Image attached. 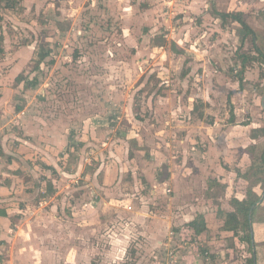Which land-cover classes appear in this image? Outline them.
<instances>
[{"label":"rangeland","instance_id":"obj_1","mask_svg":"<svg viewBox=\"0 0 264 264\" xmlns=\"http://www.w3.org/2000/svg\"><path fill=\"white\" fill-rule=\"evenodd\" d=\"M189 1L48 0L49 9L34 5L29 11L22 0L10 6L0 4V96L6 93L8 105L19 106L21 116H14L25 121L19 131L29 149L30 165L35 170L38 167L37 178L30 179L33 187H26L24 196L40 186L51 192L57 179L74 187V172L81 165L84 173L79 181L83 183L103 184L120 172L122 182L131 183L138 177L146 185L144 193L151 197L153 184H166L157 198L145 199L144 214L160 213L163 217L175 215L181 208L178 205L209 199V179L228 172L222 165L232 169L240 160L241 165L248 163L247 169L259 162L263 140L253 151L247 138L240 141L235 155H220L215 150L206 158L198 136L205 133L215 141L218 131L232 123L233 110L240 123L250 117L249 121L264 124V63L255 67H259L257 71L251 70L243 88L237 57L234 59L235 53L264 47V23L255 24L256 41L248 35L241 43L239 25L228 19L222 21L220 31L214 27L208 30L202 12L185 9ZM262 8L264 3L249 5L255 15H264ZM26 48L33 49L32 57L20 64L16 54ZM45 51L49 55L43 56ZM194 104L203 117L191 111ZM92 118L101 121L82 143L80 132ZM110 128L113 131L107 133ZM258 133L262 132L257 129L252 135ZM51 153L53 157H48ZM246 153L249 160H242ZM51 159L56 168L48 165L54 164ZM3 161L8 163V156ZM33 161H41L40 166ZM43 165L51 169L43 171ZM68 169L71 173H62ZM231 172L230 185H235L228 189L234 193L237 185L245 188L247 181L238 178L235 170ZM38 195L43 197L42 189ZM218 198L225 211L233 210L227 196ZM111 204L109 214L116 208H112L116 203ZM205 207L211 206L207 202ZM256 216L264 218V207H259ZM219 218L224 220V214ZM122 220L130 222L129 218ZM183 224H173L160 242L145 233L140 238L138 230H133L137 235L133 233L127 254L111 264H164L167 260L171 264H250L247 243L230 250L227 257L216 238L208 239L210 245L202 239H186L178 231ZM135 236L137 244L133 243ZM256 250L257 264H264V243Z\"/></svg>","mask_w":264,"mask_h":264},{"label":"crops","instance_id":"obj_2","mask_svg":"<svg viewBox=\"0 0 264 264\" xmlns=\"http://www.w3.org/2000/svg\"><path fill=\"white\" fill-rule=\"evenodd\" d=\"M22 1L28 11L30 8L31 10L34 9V5H36V8L40 6L42 9L48 2V0ZM60 1L64 2L65 0ZM189 2L190 3L185 9L190 11V13L202 12L205 17L203 25L208 30L214 27L220 31L223 23L222 21L224 20L221 19L219 12L243 10L247 14L248 23L255 31L256 41V37H258L256 29H258V26L255 24L257 22L264 23L263 14L256 12L257 15H255L253 13L254 11L250 12L249 10V5H255L257 2L261 5L264 3V0H246L243 3L241 0H190ZM125 4L126 6L129 4L131 6V3ZM241 5L243 7H240ZM125 8L127 9V7ZM44 9H49V6H46ZM209 18H211V20H209ZM230 20L240 26L237 21ZM245 40H247V37ZM241 43L243 42L241 41ZM260 48L264 50L263 46ZM32 50L33 49L26 48L24 52H18L16 56L20 55L17 56L19 63L20 60L22 62H27L28 59H31L33 53H30V51L33 52ZM222 56L225 57L226 55ZM222 56H220V58H224ZM234 59H236V55ZM230 60H233V58H230ZM258 65H260V63L255 62L246 68L244 72L246 78L244 77V81L250 79L251 70L255 71V67ZM258 69L259 67H257V70ZM4 98H8L6 93L0 96V134L3 135V138H0V264H111L127 254L133 239L132 237L136 234L133 230H138L140 238L143 236V233H145L151 238L157 237V241L160 242V237L164 236L167 233V229H170L173 224L189 222L200 214H208L211 223H213L212 225L222 221L219 218L220 209L225 210L222 202H220L222 199L220 198L219 202H215L212 197L207 195V198H209L207 200L202 197V200L199 199L196 202L184 203L182 206L178 205V207L181 208L175 210V215L167 214L163 215V217L160 213H146L145 215L144 212L147 211L146 207L148 202L145 199L148 197L149 200L157 198L160 191L167 186L166 184H153V193H155L151 197L144 193V186L146 185L141 183L138 177L131 183L122 182L121 178L118 177L120 172H116L115 176L112 175L109 181L103 184L95 181L83 183V181H79L82 177L80 173H84V169L81 165H79L74 172L76 174V177L74 176L72 180L74 187L68 188L67 185H62L61 181L57 179L52 186V191L47 192L44 197H38V191L46 188L42 186L39 188L37 187L36 190L34 189L32 194L27 192L29 194L24 196L22 191H24L26 187H33L30 179L37 178L38 167L35 170V167L30 165L32 159L28 158L29 149L25 148L26 142L19 131L21 123L24 124L25 121L20 122L18 117L14 116V113L17 114V116H21L22 112L17 110V107L14 109L11 104L8 105ZM193 106L191 111L195 112L197 117H203L204 114L200 116L198 111L193 109ZM2 109L4 112L1 111ZM11 111L13 112V116L7 119V115L11 113ZM232 112L236 119V117H238L237 112L234 110ZM249 119L251 118L249 117L245 119L248 121L241 123L238 122L237 119V121L235 120L234 122L231 121L232 123H227L228 126L224 128V130H217L218 134L216 136H218V138L215 141H211L212 139L205 133L199 134L198 138H200L202 146L205 148L202 151L204 157H211V154L213 156V151L215 150V152L220 153V155H228L230 152L235 155V152L238 151V144L243 139L248 138V143L252 145H257L262 140L264 141V132L260 130V128L264 127V124L260 125L255 121H249ZM100 121L101 119L97 120L96 118H92L91 124L88 125V127L85 126L87 129L83 128V130H81L80 138L82 139V143L87 140L88 133L92 129H95L92 127H96ZM101 123H106V121H102ZM112 128L106 132L110 133L113 131ZM257 129L262 133L252 135V132ZM195 137L196 135L194 137L191 136L190 141L194 140ZM108 138L110 137L108 136ZM20 141H23L24 144H21ZM11 144H14V146ZM6 147H9L10 150L7 151ZM246 155H242V160L244 157L249 160V154L246 153ZM7 156L9 162L5 164L3 160ZM47 156L53 157L52 153ZM33 157L39 158V156ZM38 162L39 163L33 161L32 163L40 166L41 161ZM51 162H54V164L48 162V165H50L51 168H56L57 164L54 159H51ZM48 165L41 166L43 171L51 169ZM231 165L230 163L229 167H231ZM234 165L236 166L232 169H229L226 165H222L223 170L228 172H219V174H216L213 178L221 177V181L228 183V188L234 187L235 184L232 186L229 181L233 173L231 170L237 172L238 169L244 166V168L241 169V171L244 172L250 166L249 165L248 168L245 169L248 163H243L242 166L240 160ZM62 173L68 174L71 173V170L68 169L67 172L63 171ZM27 176L28 179L26 178ZM48 178H52V176H48ZM28 180H30V182H28ZM261 185L255 187L256 193L260 195V200L257 204L264 202V186L260 188ZM203 187L202 185L201 188L203 189ZM208 187L209 184L207 189ZM97 189H100V191L98 192ZM167 190L170 192L171 188L167 187ZM233 191L240 197L245 192L243 185H237ZM161 196L162 195H159V197ZM170 199L173 200L172 198ZM206 201L208 202V206L211 207L204 208V205H207ZM113 202L116 203L117 206L114 204L112 208L116 207L114 210L115 212L109 214L107 213V207H110V204ZM67 203L68 205H71V203L73 205L67 206ZM137 204L140 206L138 207ZM125 205H130L131 208L129 209L128 206ZM258 206L254 210L252 220V229L254 232L253 241L261 242L260 244H262L264 243V218L260 219L261 217H257L256 212L259 207H264V205ZM102 207L104 208L101 209ZM133 208L134 210H132ZM123 218H129L130 222L122 220ZM125 223L127 224L125 225ZM103 225H105V227H103ZM129 229L132 232H130ZM137 237L138 236H135L133 240L135 244H137ZM255 247L257 249V246Z\"/></svg>","mask_w":264,"mask_h":264},{"label":"trees","instance_id":"obj_3","mask_svg":"<svg viewBox=\"0 0 264 264\" xmlns=\"http://www.w3.org/2000/svg\"><path fill=\"white\" fill-rule=\"evenodd\" d=\"M20 0H0V4L7 3V6L13 5ZM221 18L226 21L232 19L240 24L243 35L241 41L243 42L248 35H251L255 39V31L247 21V14L243 10H234L229 12H219ZM255 52H239L237 54L239 65V84L243 87L244 84V72L249 65L255 62L260 64L264 63V50L256 47ZM49 51H45L42 55H49ZM234 68H231L233 70ZM22 78V76H19ZM244 88V87H243ZM19 108V106L17 107ZM193 109L198 111L196 105ZM264 110V109H263ZM232 112V111H231ZM200 116H203V112H199ZM235 115L232 112L231 121H234ZM264 132V127L260 128ZM257 146L255 144L249 146V150L253 151ZM259 162L252 163L244 172L241 169L237 170V177L247 181V185L244 188V193L240 197L228 189V183L221 181V177H215L210 179L209 187L207 189V196L212 197L215 202H219L220 196H227L229 202L233 207V210L225 211L220 209V213L224 214V220L220 223L212 225L208 214H202L194 218L193 220L184 223L179 229L186 239H202L206 242V245H210L211 241L208 239L212 237L216 238L218 242L223 245L222 250L225 251L227 257H229L230 250L240 248L243 243H247V249H249L250 256L247 257V262L250 264H256L258 259V252L256 247L261 242H254L252 240V224L249 217L254 215V210L257 207V203L260 200V195L256 193L255 187L264 184V149L259 156ZM220 248V247H219ZM210 250V247H208Z\"/></svg>","mask_w":264,"mask_h":264},{"label":"water","instance_id":"obj_4","mask_svg":"<svg viewBox=\"0 0 264 264\" xmlns=\"http://www.w3.org/2000/svg\"><path fill=\"white\" fill-rule=\"evenodd\" d=\"M262 107L264 109V93L262 95ZM249 219H250V223L252 224V217L250 216ZM251 234H252V240H254V232H253V229H251Z\"/></svg>","mask_w":264,"mask_h":264},{"label":"built area","instance_id":"obj_5","mask_svg":"<svg viewBox=\"0 0 264 264\" xmlns=\"http://www.w3.org/2000/svg\"><path fill=\"white\" fill-rule=\"evenodd\" d=\"M42 192H43V197L47 194V190H46V188H43L42 189ZM193 244H194V242H192ZM207 252V251H206ZM164 264H171L168 260H167V262L165 263L164 262Z\"/></svg>","mask_w":264,"mask_h":264}]
</instances>
